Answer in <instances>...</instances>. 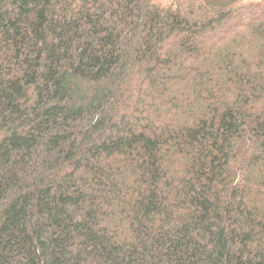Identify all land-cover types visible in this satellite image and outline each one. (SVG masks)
<instances>
[{"label":"trees","instance_id":"trees-1","mask_svg":"<svg viewBox=\"0 0 264 264\" xmlns=\"http://www.w3.org/2000/svg\"><path fill=\"white\" fill-rule=\"evenodd\" d=\"M263 10L0 0V264H264Z\"/></svg>","mask_w":264,"mask_h":264},{"label":"rangeland","instance_id":"rangeland-1","mask_svg":"<svg viewBox=\"0 0 264 264\" xmlns=\"http://www.w3.org/2000/svg\"><path fill=\"white\" fill-rule=\"evenodd\" d=\"M217 1H225V2H228L229 0H217ZM262 12H264V10ZM258 15H260V13H258ZM247 20H249V19H247Z\"/></svg>","mask_w":264,"mask_h":264}]
</instances>
